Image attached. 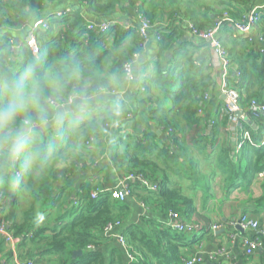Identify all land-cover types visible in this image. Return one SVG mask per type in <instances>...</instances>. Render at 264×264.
Instances as JSON below:
<instances>
[{
    "label": "crops",
    "instance_id": "0c3cea01",
    "mask_svg": "<svg viewBox=\"0 0 264 264\" xmlns=\"http://www.w3.org/2000/svg\"><path fill=\"white\" fill-rule=\"evenodd\" d=\"M223 3L219 4L215 0H132L131 3L124 1L123 4L117 5V12L114 15L106 18L88 14L77 0H65L57 6L49 7L47 13L50 14L80 10L86 25L114 20L120 22L122 27L126 25L134 27L138 24L139 8H143L147 13L154 12L155 15L148 42L138 59L134 61L139 73L135 81L136 87L131 94L132 106L126 112L121 125L111 128L109 135L99 136L98 147L85 145L83 143L85 139L77 144L73 131L67 134L70 141L66 145L56 144L54 148L57 158L55 160L58 162L56 166L59 164L58 168L70 167L72 171L58 185L59 189L63 188L58 205L54 209H43V206L38 205L37 212L32 216L34 219L26 221L25 208L18 202L23 204L30 200L31 195L25 193L27 180L21 182V177L16 178L15 173L13 181L16 188H11L9 192L5 188V183H0V192L4 193L5 198L0 207V222H8L14 235V241L10 243L4 242L0 237V264H16L29 260L34 264H55L57 257L53 254H44V244L35 235L30 237L29 230L35 226L42 227L45 231L43 236L49 237L51 230L56 227V218L68 214L72 201L75 203L82 198L85 187L88 186L91 193L96 190L106 193L118 187L122 178L133 168L132 165L122 166L121 157L126 155L133 157L135 153L141 160L146 159L153 163L151 173L155 171V178L163 181L166 196L181 197L190 202L189 205L181 206L183 214L181 219L193 222L201 228L200 233L185 234L180 246L178 264H184V261L197 256L204 257L206 260L204 264L207 262L264 264V249L249 257L242 247L243 239L254 237L257 233L232 227V223L244 214L250 215L264 226V207L256 203V199L262 195L264 172L250 178L240 177L237 186L230 188L229 174L223 171L220 164L222 153L227 152L232 156L236 166L239 167L240 163L242 169L246 166L242 161L251 158V150L246 143L255 146L252 137L251 142L242 144V132L247 131L245 123H249V119L236 115L231 120L220 117L225 105V96L221 93L222 74L218 58L208 41L192 33L190 28L192 23L188 18H179L175 21L169 14L171 10L195 11L200 19L197 27L204 31L216 24L225 14L239 19L252 8L261 7V26L255 30L251 41L236 36L229 24H224L221 30V40L233 58L230 80L234 82L242 63L251 71L254 67L264 68V0L241 2L224 0ZM61 6L62 10L59 9ZM34 20L35 18H32L26 28L29 26L31 28L36 22ZM18 31L1 30L0 34L9 33V37L20 45L27 40L18 39ZM160 32L173 34L171 47L166 50H163L158 38ZM30 33L31 30L28 36ZM126 33L123 36L115 30L108 38L107 46L113 63L128 55L138 42L136 32ZM190 62L200 70L190 75L198 81H203L206 86L205 92L199 96L200 110L195 116H186L183 112L179 114L173 110L170 95L161 89L158 82L159 72L176 70L175 75H178L181 70L190 69ZM147 87L150 89L149 94L145 91ZM239 91L241 96H248L243 87L239 86ZM206 94L209 95L208 99L205 98ZM189 103L186 101L181 105L182 109ZM160 108L168 109L163 116L177 125L175 141L169 140L152 114ZM253 128L256 141L264 144V119L254 123ZM52 135L57 137L55 134ZM148 137L152 139L149 141L150 149L145 146L148 142L144 138ZM139 143L140 147H137ZM13 169L21 171L22 165L17 167L15 165ZM131 190L133 194L123 202L112 198L126 204L128 208L122 224L111 234L104 235L106 239H103L101 248L108 262L116 261L118 264L122 261V264H130L128 256L130 252L118 239L119 235H123L133 246V255L137 260L147 258L148 264H162L147 253V239L137 237L138 240L131 242L130 237L133 233L148 236L152 225L158 229L157 221L168 227L164 224L168 218L165 212L168 199L148 190L142 191L137 188ZM44 212H50L51 215ZM66 219L70 222L72 218L66 216ZM215 225H220L216 231L212 229ZM213 254H216V259H210V255Z\"/></svg>",
    "mask_w": 264,
    "mask_h": 264
},
{
    "label": "trees",
    "instance_id": "16d2710c",
    "mask_svg": "<svg viewBox=\"0 0 264 264\" xmlns=\"http://www.w3.org/2000/svg\"><path fill=\"white\" fill-rule=\"evenodd\" d=\"M64 1L65 0H0V31L5 30V32H7L10 30L18 31L24 29L28 26L32 18H35L34 21L46 19L50 24L49 30H40L34 35L35 41L39 47L38 54H34L33 50L27 44V41L17 45L9 37V33L0 34V71H6L10 67H17L19 70H23L27 65L34 61H38L42 68L50 64L71 65L78 63L84 69H99L101 71L107 69L109 71H119L123 73L124 65L131 61L134 55H140L142 53L144 49L142 39L136 31H132V33H137L135 35L138 37L139 43H136L135 48H133L128 55L122 56L119 61L113 63L111 61L112 55L110 49H108L107 46L109 36L115 30L123 36L127 34L126 32L130 33V31H126L120 24H117L110 27L109 32L106 34L91 32L87 29L88 24L86 25L80 10H72L60 19L54 18L55 16L49 12L47 13L49 7L57 6ZM77 1L86 9L88 14L106 18L117 12V5L123 4L124 1L131 3L132 0ZM215 1L219 4H224V0ZM232 1L241 2L244 0ZM139 10L151 21V23H153L154 12L147 13L143 8H139ZM169 14H171V17L175 21L177 19L179 20V18H188L194 29L203 31L201 28L197 27L200 23V19L195 11L189 10L183 12L180 10H171ZM258 26H261V20ZM158 38L162 43L163 50L171 47L173 34L160 32L158 33ZM13 46L15 47L14 50L12 49ZM223 46L228 50L224 43ZM228 52L230 53L229 50ZM177 54L179 55L180 52L178 51ZM9 57H12L18 63L13 64V61L10 60ZM175 72L176 70L167 73L159 72L158 82L160 83V87L167 95H170L173 110L178 111L179 114L183 112L186 116H195L200 110V107L198 108L199 96L205 92L206 86L203 81L194 79L190 73H198L200 70L194 63L190 62V69L188 71L181 70L178 72V75H175ZM239 72L241 73L240 78L236 77V80L231 82L238 91L239 86L240 88L243 87L248 95L241 96V105L243 109H246L245 112L249 119V123H245L247 126L246 129L253 138L255 146L246 143V146L251 150V158H246L242 161L246 163L243 169L242 163L239 164V167L236 166L229 153H222L220 164L223 171L229 174L230 188L237 186L236 184L240 177H242V179L250 178L264 172V144L260 143L258 140L256 141L253 134V124L259 121L261 122L264 119V115L249 111V107L253 102L264 104V68L259 67L257 69L254 67L251 71L242 63ZM175 87H177V89H175ZM149 90V87L145 89L147 92L146 94H149ZM186 101L190 103L182 109L181 105ZM167 111L168 109L160 108L153 111L152 114L158 120V125L164 133L167 134L169 140L175 141V130L177 129V125L166 120L163 116ZM71 131V129L66 128L64 132L57 137L52 134L45 135L43 140L44 163L40 167H34L36 171H39V175L32 173L34 169H32L33 166L25 165L21 161L16 162V167L22 165L21 182L27 180V191L25 193L32 197V199L28 201L30 202L28 209L24 212L26 221L34 219L32 216L37 212L36 206H43V209H54L60 202L63 188L59 189L58 185L63 179L67 178L72 171L70 167L58 168L59 164L56 166L58 162L56 163L55 160L57 158H55L54 148L56 144L66 145V143L70 141L68 135ZM259 135H261V132ZM99 138V136L95 139L86 136L84 138L85 141L83 142L82 140L81 142L88 146V142L93 140V145L98 147L100 145L98 143ZM144 140L148 142L145 145L147 146L146 148L150 149L151 146L149 141L152 139L148 137V139L144 138ZM140 144L141 143L136 146L140 147ZM59 158L61 160L63 159L62 157ZM121 160L123 162L122 166L132 165L133 167L132 171H129L127 174L143 175L145 178L159 185L160 190L155 194L166 196L163 181L155 178V171L151 173L150 168L153 163L150 160H141L137 153H135L133 157H129V155L121 157ZM14 166L7 170H0V183H5V188L8 192L11 188H16L13 181V176L16 173V170L13 169ZM131 188L134 190L137 188L146 191V189L142 188L138 183L131 184ZM261 188L262 195L256 199V203L264 207V184ZM84 189L85 191L82 198L75 203L72 201L68 214L64 217L56 218V227L51 230L52 233L49 237L43 236L45 231L42 227L35 226L29 230V233L32 234V236L35 235V237L44 244V254H53L57 257L55 264H117L116 261L108 262L101 248V244L103 243V239H106L104 236L105 230L109 225H114L117 222L122 224L128 206L124 203L114 201L109 193H102L96 199H93L90 188L87 186ZM166 197L168 199L167 208L165 210L167 217L170 212L178 213L181 217L183 215L181 206L184 204L189 205L190 202L181 197ZM66 216L72 218L70 222L66 221ZM157 222L158 229L152 225L148 236L135 235V233H133L130 237V241L138 240L137 237L139 239L144 237L147 239V253L152 258L157 259V261L162 264H178L180 262V246L184 240L185 233H179L170 227H165L163 223H159L160 221ZM166 222L164 224H166ZM261 226L264 227L263 225ZM127 245L129 247V252L133 254V246L128 239ZM78 251H82V254L74 257V253ZM147 261V258H139L137 263L134 264H148ZM118 264H122V261L118 262Z\"/></svg>",
    "mask_w": 264,
    "mask_h": 264
},
{
    "label": "clouds",
    "instance_id": "9594fccd",
    "mask_svg": "<svg viewBox=\"0 0 264 264\" xmlns=\"http://www.w3.org/2000/svg\"><path fill=\"white\" fill-rule=\"evenodd\" d=\"M30 30L20 29L17 38L34 44ZM138 73L135 62L123 73L84 69L78 63L42 68L38 61L23 70L0 71V170L18 161L40 167L46 134L58 136L69 128L77 144L86 136L109 135L132 106Z\"/></svg>",
    "mask_w": 264,
    "mask_h": 264
},
{
    "label": "built area",
    "instance_id": "2783aa9c",
    "mask_svg": "<svg viewBox=\"0 0 264 264\" xmlns=\"http://www.w3.org/2000/svg\"><path fill=\"white\" fill-rule=\"evenodd\" d=\"M260 9L261 7L252 8L250 11L243 14V16L239 19H235L229 16L228 14H225L223 18H221L219 21L216 22V24H214L210 29L205 31H198L194 29L193 25H190L192 33L197 37H199L200 39L208 41L210 47L215 53L216 58H218V65L221 69V74H222L221 93L225 96V105L220 113V117H227L231 120L237 112L243 111L244 115L241 117L243 119H248L247 114L245 113L241 105V94L232 85V82L230 80V74L233 66V59L230 53L228 52V50L223 46V42L220 37L221 30L224 24H229L233 30V33L236 36L243 37L251 41L253 33L255 32V30H257L258 24L261 20ZM69 12L70 10L56 12L53 13V16H55L54 18L60 19L66 16ZM137 19H138V24L136 26L133 27L131 25H126L123 26V28L126 31L135 30L142 39L143 47H145V44L148 42L150 31L153 28V24L142 12H140V10H138ZM117 24H120V22L108 21V22H101L99 24L89 23L87 25V29L91 32L106 34L109 32L110 27L115 26ZM49 29H50V24L49 21H47L46 19L36 21L31 26V33H32L31 38L35 40L34 35L36 32L40 30L46 31ZM29 47L33 50L34 54L39 53V47L36 41L34 44L29 45ZM12 49L14 50L15 47H13ZM138 57L139 54L134 55V58L124 65V71H126L133 64V62L136 59H138ZM240 76L241 73L237 71V78H240ZM205 98L208 99L209 95L206 94ZM249 111L264 115V104L253 102L249 107ZM242 135H243L242 144L246 142H251V136L247 131H243ZM93 143L94 141L91 140L90 142H88V145L91 146L93 145ZM21 174H22L21 171L16 170V178H20ZM133 183L140 184L142 188L150 192L157 193L160 190V187L157 183L150 181L149 179L145 178L143 175L127 174L122 178V181L118 187H115L114 189L109 190L106 193H109L113 199H117L123 202L132 194L131 184ZM0 193H1L0 194V207H1L5 201V198L3 197L4 193L3 192ZM102 193H105V191L103 192L99 190L92 191L91 196L93 199H96ZM120 224H121L120 222H117L114 225H109L105 230V234L106 235L111 234L112 231H114L118 226H120ZM166 225L178 231L179 233H185L190 235L200 233L199 231H201L200 227H197V225L193 223L183 221L180 215L175 212H170L168 214ZM232 227L239 230L241 229L243 231L250 230L257 233L256 236L245 238L242 241V247L244 248L245 254L247 256L252 257L264 249V227H262L258 221L252 219L250 215L244 214L240 216L232 223ZM219 228L220 225L212 226V229L214 231H216ZM0 237H2V239L6 243H10L14 241L13 232L10 230L9 224L6 221L0 222ZM30 237H32L31 234ZM118 239L124 245L126 250L127 249L129 250L126 238L123 235H119ZM128 256H129L130 264L137 263L138 260L135 255L128 253ZM210 259H216V254L210 255ZM205 262L206 260L204 259V257L197 256L184 261V264H204ZM16 264H34V262L29 260L24 262H18Z\"/></svg>",
    "mask_w": 264,
    "mask_h": 264
},
{
    "label": "water",
    "instance_id": "95a60500",
    "mask_svg": "<svg viewBox=\"0 0 264 264\" xmlns=\"http://www.w3.org/2000/svg\"><path fill=\"white\" fill-rule=\"evenodd\" d=\"M62 8H63V7L61 6L59 9L62 10ZM31 36H32V33H30L29 38H31ZM235 115H236L237 117H241V116L244 115V112H243V111H240V112H237ZM240 230H241V229H240ZM241 231H243V230H241ZM81 254H82V251L75 252V253H74V257L80 256ZM206 264H215V263L207 262Z\"/></svg>",
    "mask_w": 264,
    "mask_h": 264
},
{
    "label": "rangeland",
    "instance_id": "374dc122",
    "mask_svg": "<svg viewBox=\"0 0 264 264\" xmlns=\"http://www.w3.org/2000/svg\"><path fill=\"white\" fill-rule=\"evenodd\" d=\"M153 24V23H152ZM35 167V166H33ZM32 173H34L35 175L38 174L39 175V171H36L35 168L32 170ZM32 199V197H30V200ZM29 200V201H30ZM20 205H22L23 208H25V211L28 209V206H29V203L30 202H26V203H21V202H18Z\"/></svg>",
    "mask_w": 264,
    "mask_h": 264
}]
</instances>
